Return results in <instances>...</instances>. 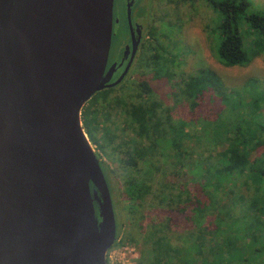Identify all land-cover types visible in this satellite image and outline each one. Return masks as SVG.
<instances>
[{"label":"water","instance_id":"water-1","mask_svg":"<svg viewBox=\"0 0 264 264\" xmlns=\"http://www.w3.org/2000/svg\"><path fill=\"white\" fill-rule=\"evenodd\" d=\"M113 0H0V264H106L109 186L81 120L114 87Z\"/></svg>","mask_w":264,"mask_h":264},{"label":"trees","instance_id":"trees-1","mask_svg":"<svg viewBox=\"0 0 264 264\" xmlns=\"http://www.w3.org/2000/svg\"><path fill=\"white\" fill-rule=\"evenodd\" d=\"M205 1L218 14L211 50L220 64L244 66L264 54V5L252 8V0ZM178 84L172 96L192 99L191 108L207 97L222 98L228 105V113L200 121L206 146L198 143L192 150V133L184 120L174 122L161 102L113 97L134 136L116 145L106 140L105 145L122 156L121 190L131 218L146 221L135 264H264L262 96L243 100L212 69H198ZM140 85L149 88L144 81ZM110 90L96 93L81 110L83 128L94 142L93 130L110 105ZM192 154L198 157L195 163ZM104 175L115 212L113 187ZM177 226L182 233L174 230Z\"/></svg>","mask_w":264,"mask_h":264},{"label":"rangeland","instance_id":"rangeland-1","mask_svg":"<svg viewBox=\"0 0 264 264\" xmlns=\"http://www.w3.org/2000/svg\"><path fill=\"white\" fill-rule=\"evenodd\" d=\"M252 1L259 7H256ZM252 1V8H260L264 5V0ZM217 22V12L205 0H165L163 51H159V56L150 66L136 65L120 85L108 88L111 89L108 92L110 105L99 114L100 125L93 130L97 142L90 140L88 135L87 137L100 159L104 174H107L113 187L117 238L110 250L119 249L125 243H129L135 246L139 257L141 225L145 226L146 223L145 220L138 222L136 217L131 218L132 215L128 212L121 190L123 170L119 159L122 156L120 151L111 152L105 145L106 140L116 145V142L121 141L122 138L134 136L127 126L128 122L122 106L114 102L113 97L121 96L126 102H161L163 107L171 110L174 122L184 120L186 128L192 133L189 144L193 150L198 148V143L206 146L208 140L200 121L205 117H215L218 113L221 115L228 113V105L222 101V98L213 100L207 97L200 105L191 108L192 99L181 96L175 99L171 92L173 89L177 91L180 86L178 83L198 69H212L224 86L228 90H236L243 100L262 96L259 102L260 112L263 115L259 119H264V54L253 58L244 66L220 64L211 50L212 32ZM143 81L146 82L148 89L141 87L140 83ZM98 102L101 103L103 100L100 98ZM196 135L200 140L196 139ZM208 147L212 149V146ZM258 152L259 150L255 151L254 155ZM197 160L198 157L192 154V163ZM262 192L264 193V188ZM262 198L264 201V197ZM176 229H178L177 233H182L181 226L174 227V230ZM131 237L136 240L134 243L129 240Z\"/></svg>","mask_w":264,"mask_h":264},{"label":"flooded vegetation","instance_id":"flooded-vegetation-1","mask_svg":"<svg viewBox=\"0 0 264 264\" xmlns=\"http://www.w3.org/2000/svg\"><path fill=\"white\" fill-rule=\"evenodd\" d=\"M112 22L107 69L113 68L110 82L124 74L120 85L136 65L150 66L163 51L165 0H113Z\"/></svg>","mask_w":264,"mask_h":264},{"label":"built area","instance_id":"built-area-1","mask_svg":"<svg viewBox=\"0 0 264 264\" xmlns=\"http://www.w3.org/2000/svg\"><path fill=\"white\" fill-rule=\"evenodd\" d=\"M138 252L135 246L125 243L119 249L106 252V264H135Z\"/></svg>","mask_w":264,"mask_h":264}]
</instances>
